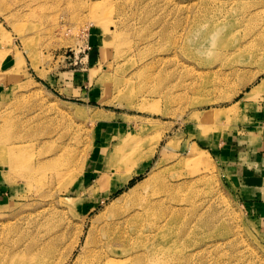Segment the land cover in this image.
<instances>
[{
  "label": "rangeland",
  "instance_id": "374dc122",
  "mask_svg": "<svg viewBox=\"0 0 264 264\" xmlns=\"http://www.w3.org/2000/svg\"><path fill=\"white\" fill-rule=\"evenodd\" d=\"M0 88V264H92L121 194L161 181L166 222H123L110 264H264L222 150L258 125L264 0H0Z\"/></svg>",
  "mask_w": 264,
  "mask_h": 264
},
{
  "label": "bare ground",
  "instance_id": "6f19581e",
  "mask_svg": "<svg viewBox=\"0 0 264 264\" xmlns=\"http://www.w3.org/2000/svg\"><path fill=\"white\" fill-rule=\"evenodd\" d=\"M216 28L218 27H212L211 30H209V33H211L212 30H215ZM230 35L228 36L230 37ZM256 90L257 89H254L253 91L255 92ZM230 112L231 111L229 112L221 111L217 114H214L213 112H206L202 115L197 114L194 117L197 118L198 121L205 122L207 120H213L216 116H222V117L231 116ZM9 150L11 152V148H9ZM0 153L1 154L7 153V145H5V143L2 140H0ZM127 177L128 178L122 177L120 182L122 185L126 184V182L130 179V176ZM136 185H134L133 187H129V189L125 190L124 193L121 194L124 195L129 192L132 193L133 203H131L126 208L120 209L118 206L114 207L113 208L114 210L112 211L111 214L112 217L109 220L105 221L103 232L101 231L103 234V239L101 240V242L98 245V248H96L94 252V256H93L94 258L92 264H110L111 255H114L118 252L120 254H125L130 251V247L127 245H129V241L132 236L131 233H129L126 230L125 227L123 228L124 226L123 222H132L133 225L135 226L134 234H136V236L141 237L142 234L147 233L146 231H143L141 229V225L139 226V222L142 219H144L143 217H150L152 222L160 218L157 213L156 207L159 205L158 203L161 200L160 196L164 195L162 192L165 193L166 191H168L169 190L168 187L165 185L164 182L161 181L160 187L158 189H154V191L147 192L146 194L143 195H139L135 191V188H137ZM109 194H110V189L108 188L106 191H104V197L107 198ZM163 222H166V218L164 216H162L160 220L156 221L155 223L153 222L152 224L153 231L155 229H158V227H160ZM122 223L123 226L121 225Z\"/></svg>",
  "mask_w": 264,
  "mask_h": 264
},
{
  "label": "crops",
  "instance_id": "0c3cea01",
  "mask_svg": "<svg viewBox=\"0 0 264 264\" xmlns=\"http://www.w3.org/2000/svg\"><path fill=\"white\" fill-rule=\"evenodd\" d=\"M261 103V109L253 114L258 125L245 131L244 136L236 137L239 144L237 149L235 141L232 144L234 148H230V141H226L222 150H226L224 159L237 169L239 184L251 194L254 202L261 200L264 203V101Z\"/></svg>",
  "mask_w": 264,
  "mask_h": 264
}]
</instances>
